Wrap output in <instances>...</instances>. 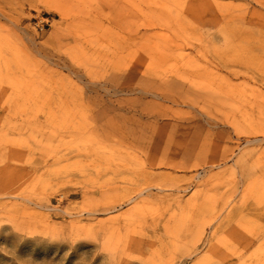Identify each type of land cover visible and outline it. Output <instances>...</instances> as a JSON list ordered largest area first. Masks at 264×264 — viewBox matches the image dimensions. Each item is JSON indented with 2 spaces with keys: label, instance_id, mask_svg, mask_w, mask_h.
<instances>
[{
  "label": "rangeland",
  "instance_id": "1",
  "mask_svg": "<svg viewBox=\"0 0 264 264\" xmlns=\"http://www.w3.org/2000/svg\"><path fill=\"white\" fill-rule=\"evenodd\" d=\"M0 264H264V0H0Z\"/></svg>",
  "mask_w": 264,
  "mask_h": 264
}]
</instances>
